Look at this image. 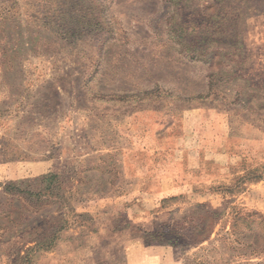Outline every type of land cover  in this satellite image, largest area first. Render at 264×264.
I'll return each mask as SVG.
<instances>
[{"label":"rangeland","instance_id":"374dc122","mask_svg":"<svg viewBox=\"0 0 264 264\" xmlns=\"http://www.w3.org/2000/svg\"><path fill=\"white\" fill-rule=\"evenodd\" d=\"M140 237L264 264V0H0V264H130Z\"/></svg>","mask_w":264,"mask_h":264},{"label":"crops","instance_id":"0c3cea01","mask_svg":"<svg viewBox=\"0 0 264 264\" xmlns=\"http://www.w3.org/2000/svg\"><path fill=\"white\" fill-rule=\"evenodd\" d=\"M201 156L202 155L197 154V152L190 153L188 156L189 157L188 168L195 169V170L198 169L200 166ZM142 241H143V239L141 237L139 239L134 240V241H130L129 249H134V250L140 249V251H142V253L145 256V259L143 258V254H142L141 258H135V259L131 258L130 264H152L151 261L155 259L156 254H155V252H152L155 250L151 247L145 246ZM152 256H153V258H151ZM160 262H161V260H160Z\"/></svg>","mask_w":264,"mask_h":264},{"label":"trees","instance_id":"16d2710c","mask_svg":"<svg viewBox=\"0 0 264 264\" xmlns=\"http://www.w3.org/2000/svg\"><path fill=\"white\" fill-rule=\"evenodd\" d=\"M49 182H51V181H49ZM48 189H49V186H46L43 190H48ZM43 190L40 191V192H32L33 197H35L37 199V201H39V202H40V197L42 195H44V193H45V191H43ZM41 192H43V193H41ZM246 216H247L246 217L247 219L249 218V220H247L248 225H251L252 224L251 223L252 222L251 218H253L254 216L258 217V214L256 212H249ZM212 231H213V229H210L209 232H208V235L205 238H203L202 240L208 238ZM53 239H54L53 236H50L48 238L43 239L41 242L36 243V245H37L36 248L37 249H41L42 248V249H45V250L50 249L52 247L51 243H52Z\"/></svg>","mask_w":264,"mask_h":264}]
</instances>
